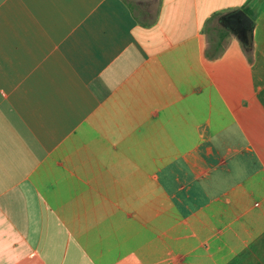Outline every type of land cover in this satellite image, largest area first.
<instances>
[{"label":"crops","instance_id":"0c3cea01","mask_svg":"<svg viewBox=\"0 0 264 264\" xmlns=\"http://www.w3.org/2000/svg\"><path fill=\"white\" fill-rule=\"evenodd\" d=\"M0 264H264V0H0Z\"/></svg>","mask_w":264,"mask_h":264},{"label":"water","instance_id":"95a60500","mask_svg":"<svg viewBox=\"0 0 264 264\" xmlns=\"http://www.w3.org/2000/svg\"><path fill=\"white\" fill-rule=\"evenodd\" d=\"M232 15L240 16V20L242 24H246L249 26L252 23V20L250 19V17L241 9L235 11L234 13H232ZM246 35H247L248 42H250V31H247Z\"/></svg>","mask_w":264,"mask_h":264},{"label":"flooded vegetation","instance_id":"af4514ba","mask_svg":"<svg viewBox=\"0 0 264 264\" xmlns=\"http://www.w3.org/2000/svg\"><path fill=\"white\" fill-rule=\"evenodd\" d=\"M227 22H228L229 26H233V27L235 26L236 30H237L238 28H240V27L238 26V22H235V23H234V22L231 21V20H228ZM241 31H242V32H244V31L246 32V28H245V30H240L239 32H241Z\"/></svg>","mask_w":264,"mask_h":264},{"label":"rangeland","instance_id":"374dc122","mask_svg":"<svg viewBox=\"0 0 264 264\" xmlns=\"http://www.w3.org/2000/svg\"><path fill=\"white\" fill-rule=\"evenodd\" d=\"M220 27H221L222 29H227V27H226L224 24H221Z\"/></svg>","mask_w":264,"mask_h":264}]
</instances>
